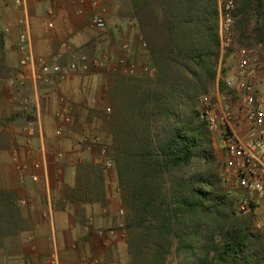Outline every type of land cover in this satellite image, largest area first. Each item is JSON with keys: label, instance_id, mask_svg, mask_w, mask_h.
<instances>
[{"label": "trees", "instance_id": "1", "mask_svg": "<svg viewBox=\"0 0 264 264\" xmlns=\"http://www.w3.org/2000/svg\"><path fill=\"white\" fill-rule=\"evenodd\" d=\"M236 1L238 37L251 30L264 44V0ZM130 15L158 72L112 81V112L98 114L115 144L128 264H264V232L254 214L236 212L196 107L216 84L235 92L223 77L220 0H132ZM67 192L106 206L101 164L90 156L77 164ZM15 199L0 192V236L25 226Z\"/></svg>", "mask_w": 264, "mask_h": 264}, {"label": "built area", "instance_id": "2", "mask_svg": "<svg viewBox=\"0 0 264 264\" xmlns=\"http://www.w3.org/2000/svg\"><path fill=\"white\" fill-rule=\"evenodd\" d=\"M43 1L51 2L52 0ZM11 5L15 10L21 11L27 7V0H11ZM236 9V0H220V48L222 53L232 48L236 40ZM73 10L77 16L85 19L91 28L99 32L106 31L108 8L102 0H74ZM46 14L49 17L47 28L53 29L55 22L52 19L54 15L52 6L46 10ZM17 26L18 34L15 47L19 52V70L7 78L0 76V83L4 84L11 92L19 91L20 93L25 88L27 69H30L37 86L54 91H58L59 87L68 81L84 79V76L97 69L126 77L153 78L158 72L156 65L151 60L149 45L142 35L139 36V43L143 59L123 54L131 48L129 40H123L120 43L119 49L122 53L110 52L100 57H92L88 52L82 50L74 51L69 43L63 40L60 42L58 50L48 58L46 55L36 54L32 51L31 25L25 14L19 16ZM11 29L10 26H6L4 31L9 34ZM65 57L67 59L63 62ZM226 82L227 86L231 89L234 88L233 90L237 93L235 104L219 94L215 98L204 94L199 98L198 117L206 123L211 132L218 133L220 136L221 146L226 155L225 183L229 194L235 199L236 212L241 214L249 211L253 203H259L264 199L263 43L257 44L255 48L248 46L238 48L237 71L227 77ZM87 88V84H84L82 89L87 90ZM17 99L21 109L27 111L31 104L30 99L21 93ZM107 100H109V91L105 86H102L96 94L87 95L77 104L68 99L65 94L59 93L58 105L53 111L55 135L63 136L68 127L74 124L78 114L82 115L84 112L89 114L94 108H100L106 114L111 113L112 107L106 103ZM94 122L96 123L97 120ZM83 125H85L84 122ZM87 126L88 129L81 128L79 130L80 133L71 144V148L75 152L88 154L107 170L113 169L115 158L112 153L115 144L112 135L93 127L91 121H87ZM42 130L41 118H38L37 124L28 123L24 126L26 149L34 147L35 137H37L38 131ZM28 153L30 154L32 151L30 150ZM57 156L62 157L63 154L60 153ZM12 160L16 163L20 181L24 183L29 164L22 161L17 154H14ZM76 160L78 161V158ZM33 165L37 169L42 167L38 162H33ZM31 179L38 181L40 174L32 173ZM56 184L62 187L63 178H58ZM116 193L120 195V187H117ZM64 200L66 201L67 198ZM20 203L28 206L30 200L22 198ZM77 204L85 212L89 210L83 216L82 223V232L87 241L96 238L99 245L104 249H109L116 243L127 240L124 207L118 206L110 209L109 204L102 206V213H109L113 218L115 217L113 221L103 225L92 212V203L78 200ZM42 214L49 217L50 208L44 209ZM75 247L78 246L74 245ZM83 261L85 264H120L117 260L107 261L104 255L97 252L84 256ZM48 262L49 264H58L57 254H52Z\"/></svg>", "mask_w": 264, "mask_h": 264}, {"label": "crops", "instance_id": "3", "mask_svg": "<svg viewBox=\"0 0 264 264\" xmlns=\"http://www.w3.org/2000/svg\"><path fill=\"white\" fill-rule=\"evenodd\" d=\"M113 1L114 0H102V2L106 3L109 8L107 15L109 21L111 20V14L113 12L111 5L115 6V2ZM0 2H9L11 5V0H0ZM73 2L74 0H52L51 2H45L43 0H27V7L24 10L13 12L10 11L9 8L3 14L2 19L6 25L13 23V26L15 27L17 26V18L15 19L14 15L16 14L19 18L20 15L25 14L31 25L32 51L36 54H43L50 58L52 54L58 50L59 44L64 38L68 37V35L79 34V27L87 24L85 19L75 14L73 10ZM50 6L54 9L52 19L55 22V27L53 29L47 28L49 17L46 14V10ZM87 9H89L88 6ZM121 20L124 19L122 18ZM17 34L15 39L11 34H6L4 37L5 42L0 51V67L2 69L13 65L17 69L16 72L19 70V52L15 47ZM117 35L118 33H116V36ZM115 51L117 52L116 47L112 52ZM26 71L27 83L25 88L27 94H29V97L31 98V104L27 111L22 110L18 104L17 97L20 93H11L4 84H0V163H2L3 160V168L1 171L2 173L6 172L8 176L12 178V182L9 184L11 185V189L30 200L29 205L22 209L26 220V236L22 235L16 245L10 249L9 255L10 257H15L20 264H22V262H28V264H47V260L52 254H57L58 264H85L83 257L94 252L96 253V251L99 250L100 245L96 238L87 241V238H84L82 232L83 218L80 215L87 214V211L89 210L85 212L80 209L77 204L78 200H73L70 195H65V197H63V190L59 191L50 188L51 184H53L52 177L54 169L50 168L49 174L46 167L47 161L45 159V153L46 151L48 152L50 146L44 137L45 129L43 128L42 131H38L37 137H35L34 140V147H36L37 150H41L42 153L41 155L37 153L36 157L38 156L43 162V167L39 171L40 179L38 180L41 181L37 185V188L35 187V184L38 181H33L31 179L32 172L30 167H28L24 183H19L17 172L10 161L8 151L9 149H14V147L18 146V148H20L22 161L27 162L29 165L31 164V159L29 157L26 158L24 151V126L28 123L37 124L38 118H41L42 127H44L45 109L40 105V97L44 99L53 96L56 99V102L51 107L53 111L58 105V94L64 93V87L70 82L75 83L73 85H76L78 90H80V87L83 88L84 84H87L89 91L94 94L99 91L100 86H98V88L96 87V90L92 87L89 88L90 85L87 82L81 86L80 81L76 79L62 84L58 91H54L49 88H41L37 86L30 69H27ZM94 84L96 86L98 85L97 83ZM50 122L53 123V119ZM77 123L71 125V128L66 132L67 141L64 145L66 146V149H68L67 154L69 155L73 150L71 144L80 133V122L79 124ZM72 154L73 152L71 155ZM71 164L73 165V163L69 162V159L66 157V162L64 163L65 167L67 168ZM6 178L8 179V177ZM73 178L75 179V176H73ZM74 179H72L73 181L68 185L72 186L74 184ZM57 187L61 189L59 186ZM66 197L67 200L65 201L64 199ZM259 203L261 211L264 212V199ZM48 207L50 208V216H43V210ZM92 207H95V213L99 214L100 224H106L107 220L102 217L101 206L93 204ZM29 234L30 236H28ZM27 238L29 240L31 239L30 243L27 241ZM74 245H77L78 247L74 248ZM121 249H124L125 251L124 259L117 256L118 250ZM104 252L107 261L117 260L120 264H128L129 258L127 244L125 242H118L115 244V247L113 246L111 249Z\"/></svg>", "mask_w": 264, "mask_h": 264}, {"label": "rangeland", "instance_id": "4", "mask_svg": "<svg viewBox=\"0 0 264 264\" xmlns=\"http://www.w3.org/2000/svg\"><path fill=\"white\" fill-rule=\"evenodd\" d=\"M113 2H115L114 3L115 6L111 5L113 12L111 14V20L109 21L107 18V29H106V31L99 32V31L91 28L89 25L84 24V25H81L79 27V30H78L79 34L68 35V37L64 38V40H66L69 43L72 50H74V51H81L82 50V51L88 52L90 54V56H92V57H100V56L104 55L105 53H110L113 50H115V47L117 48V52L115 51L116 53H122V51L119 49L120 43L123 40H129L131 48L128 52H124L123 54H127L133 58H139V59L142 58L143 59L142 49H141V46L139 43V36L142 35L144 37V39H146V38L144 36V33L140 30V27H139L138 23L136 22V20L133 19L130 15V8L132 5V0H114ZM104 4L107 6L106 3H104ZM107 8H108V6H107ZM8 9L10 11H13V12L17 11V10H15V8L12 5L9 4V2H0V51L4 45V42H5L4 37H5L6 33L4 31V28L6 26H10L12 28L11 32L9 34H11L14 39H15V36L18 32L17 26L14 27L13 23L6 25L3 22V19H2L3 14ZM108 12H109V8H108ZM108 12H107V15H108ZM14 16H15V19L17 18V20H18L17 15L15 14ZM121 17L124 20H121L122 19ZM84 23H86V22H84ZM235 31H236V40H235L234 45L232 46V48H230L229 51L227 50V52L222 53V54H225L224 58H223V61H224L223 67L225 70L223 77L225 79L227 77L235 74L237 71V50H238V48L242 47V46H248V47H254L255 48L256 45L259 44V43L255 42L254 38L252 37V33H250L251 30L243 38L238 37V34H237L238 32L236 30V27H235ZM116 33H118L117 36H116ZM247 36H249V37H247ZM263 50H264V44H263ZM66 59H67V57H65L62 61L65 62ZM151 60H152V58H151ZM16 70L17 69L13 65L9 66L5 69H2L0 67V76H1V78L10 77L12 74H14L16 72ZM119 77H122V75L117 74V73L107 72L106 70L97 69V70H93L92 73H89L86 76H84L83 77L84 79H77V80L80 81L81 86L83 85L84 82H87L90 85L89 88L92 87L93 89L96 90L98 88V86H100L99 89L102 86H105V88L108 89V91H109V88L111 86L112 81L118 79ZM85 78H86V80H85ZM148 78H150V77H148ZM94 83H97L98 85L96 86ZM0 84H2V83H0ZM73 84H75V83L70 82L68 85H66L64 87V90H63L64 93H62V94H65L68 99L72 100V102L77 104V102H79L80 100L85 99L87 97V95L88 96L94 95V93H91L88 88H87V90H82V87H80L79 88L80 90H78V87L76 85H73ZM14 92H16V91H14ZM93 92H95V91H93ZM17 93H19V91ZM20 93L23 94L24 96H27L31 102V98L29 97V94H27L26 88H23ZM206 94H208L210 96H214V98L216 97V95L219 94L223 98L226 97V99L231 101L233 104H235L234 102H235L236 96H237L236 91L235 92H229V93L222 92L219 89L218 84H216L214 86V88L209 93H206ZM107 101H106V103L110 105V101L109 100H107ZM39 102H40V105L42 107H44V109H45V115H44L45 119L43 122L44 123L43 128L45 129L44 137H45L46 142L50 146V148H48V152L46 151V153H45V159L47 161L46 167L48 169L49 174H50V168L54 169L53 177H52L53 184H51V182H50V184H51L50 188L51 189L54 188V189L59 190V191L63 190L62 191V192H64L63 197H65V195H69L67 192V189L70 185H68V184L73 181L72 179H74L73 176H75L76 165L79 164L80 162H82L85 158H87L88 155L85 154L84 152H80V154H79V152H75L74 150H72L73 154L75 153L74 155L73 154L71 155L72 152L70 153V155L67 154L68 149H66V146L64 145V143L67 141V136H66L67 133H65L61 137H57L54 133V127H55V119L53 118V111L54 110L52 111L51 107L56 102V99L53 96H51L50 98H44V99L40 97ZM196 107L199 110V107H200L199 106V99L196 103ZM99 112H103V111L100 108H94V109H91L89 114L87 112L86 113L84 112V114H82V115L78 114L77 117H75L74 124L77 122L79 124V122H80L79 130H81V128L82 129L83 128L88 129L87 121H91V122H93V127L102 129V130L106 131V133L109 134V132L101 124V121L99 119L100 117L98 115ZM52 119H53V123L50 122ZM96 120L98 123L94 122ZM83 122L85 123V125H83ZM69 128H71V126H69L68 129ZM211 134H212L213 150L216 153L218 160H220L222 162L221 163L222 165L220 166V171L222 173H224V164H225V157H226L225 151L221 146L219 134L213 133V132H211ZM28 149L25 148L24 151H25L26 158L29 157L31 159V164L29 165V167L31 168V172L32 173L36 172L39 174V171L43 167V162L40 160V158H38V156L36 157V154L38 153L39 155H41L42 154L41 150H37L36 147H32V148H28ZM30 150L32 151V153L29 154L28 151H30ZM8 153H9L10 161H11L12 165L15 167V170L17 172L18 181L20 184H22V182L20 181V178H19L18 170L16 168V163L12 160L14 154H17L18 156L21 157L20 148H18V146H16V147H14V149H9ZM60 153L63 154L62 157L57 156ZM112 155L115 158V160H114L115 161V167L111 170H107L99 161H97L99 164H101V166L104 170V174L106 176V185H107V188L109 191L107 204L110 205V209L116 208L118 206L124 207L122 204L120 195H118L116 193L117 187H120V186L118 184V177H117V171H116V153H115V151H113ZM69 156H70V158H69ZM71 156H72V158H71ZM66 157H67V159H69V162L73 163V165L71 164L67 168L64 165V163L66 162ZM76 158H78V161L76 160ZM80 158L82 159V161H80L81 160ZM33 162H38L40 164V166H42V167L38 168V169L35 168L33 165ZM2 163H3V160H2ZM2 163H0V192H2V191L16 192L15 203H16V206L18 207V209L20 210V212L22 213V215L24 217L22 209L26 206H24L22 203H20V199L26 198V197L23 196L22 194L19 195L17 191L11 189V185H9V184H11L12 178L10 176H8V174L6 172L2 173V171H1L3 168ZM6 177H8V179ZM49 177H50V175H49ZM60 177L63 178V180H64V184L62 185V187H60L61 189H59L57 187V184H56L58 178H60ZM40 181H38L35 184L36 188H37V185L40 183ZM28 190H30V189H28ZM65 192H66V194H65ZM92 204H95L97 206L102 207V205L100 203H92ZM254 206H255L254 209L251 206L249 211H246L245 213H241V214L242 215L254 214L252 217H253V220L255 222L256 227H258V229H260L264 232V212L261 211V209H260V203H254ZM94 208L95 207H92V212H94V214L99 218V214L95 213ZM125 211H126V209H125ZM80 216L83 218L84 214H82ZM102 217H103V219L106 218V220H107V221L105 220L106 223L113 221V219L115 218V217L113 218V216H111L109 213H102ZM25 230H26V223H25V226H23V228L21 230L14 229L13 231H9L8 233L0 236V264H20V262H18V260H16L15 257L14 258L10 257L9 253H10V249L16 245V243L21 239L22 235L26 236ZM28 236H30V234ZM28 238H27V241L30 243L31 239L29 240ZM125 243H126V241H125ZM109 249H111V248H109ZM106 250H108V249H104L100 245L99 250L96 252L104 255L105 254L104 251H106ZM124 254H125L124 249L118 250V252H117V256L119 258L124 259ZM104 257H105V255H104ZM48 261H49V258L47 260V264H49ZM22 264H28V262H24V263L22 262Z\"/></svg>", "mask_w": 264, "mask_h": 264}]
</instances>
